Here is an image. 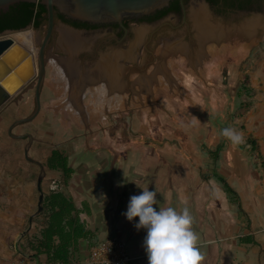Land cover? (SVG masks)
<instances>
[{"label":"crops","instance_id":"obj_1","mask_svg":"<svg viewBox=\"0 0 264 264\" xmlns=\"http://www.w3.org/2000/svg\"><path fill=\"white\" fill-rule=\"evenodd\" d=\"M253 89L245 112L236 103L208 102L201 90L185 98L184 104H166L153 94L150 103L109 122L95 118L91 104L90 109L80 107L77 123L83 133L72 134L70 123L62 118L64 130L58 132L50 152L57 149L66 155L72 173L65 178L61 171L44 168L41 190L44 198L57 184L89 232L70 249L69 260L83 261L94 244L117 238L125 244L129 264H148L142 248L145 233L133 226L138 218L129 222L122 215L130 196L148 186L157 191L159 207L190 210L202 264H264V85ZM219 93L229 99L236 88ZM226 127L241 132L243 143L233 145L224 138L221 131ZM18 129L14 135L24 134ZM66 131L71 135L65 136ZM50 152L45 158L31 157L45 166ZM33 172L31 167L6 169L14 183L7 182L8 187L3 183L0 190L7 189L15 205L29 210L30 216L15 238L14 251L6 247L0 232V264L48 262L46 255L37 257L28 246L44 226L42 212L33 216L31 209L37 208L39 197ZM7 223L23 225L22 220Z\"/></svg>","mask_w":264,"mask_h":264},{"label":"rangeland","instance_id":"obj_2","mask_svg":"<svg viewBox=\"0 0 264 264\" xmlns=\"http://www.w3.org/2000/svg\"><path fill=\"white\" fill-rule=\"evenodd\" d=\"M195 0H191L189 4L187 5V16H188V24L190 25V29L192 31L193 29V22L190 18V10L193 6V2ZM203 3V2H202ZM204 4V3H203ZM262 17L261 15H254L249 18L245 17L244 20H239L237 22L238 24L243 23L244 21L253 19V18ZM263 18V17H262ZM165 22L164 25H162ZM160 27L158 28V24L155 25H148L146 26L148 28V34L152 36V41L148 43V51L143 49L142 47H138V55L135 59V62L133 63H124L125 65V81L127 83L126 87V101L125 103H122L120 105V108L117 110H103L102 113H100L101 116H103L107 122H109L110 119L114 118V116H123L124 114H131L134 110L138 109L142 105L146 103H150L153 98V94L155 96L156 100H160L161 102H168V103H185V98L192 96L193 92L201 91L203 90V94H207L208 96L206 100L208 102H225L226 104L229 102L236 103L238 106L242 102L250 101L253 88L255 90H258L263 87L264 85V37L261 36V33L263 35L264 30H261L258 35V39L254 44L249 45V53L246 56L243 67L241 69V72L239 74V83L236 87V93L232 95V98H220L219 90L220 88L218 86H215L214 84L216 80H207L205 77H203L202 72L197 71V74H201V78H198L192 74L188 70V61L184 59L182 56H180V53H169L163 58L165 59L163 62L166 65H169L172 74L177 78V84H178V91L173 92L169 87L167 86H161L158 85L157 82H152L151 84V92L147 97L144 96V98H141V100H137V95L139 92L137 90H134L132 87V83L138 80L142 75H152V73L155 71V68L157 65H159L160 57H161V51H162V43L163 40L168 39L169 37L174 39H181L185 40L187 36V31L184 27H177V29L173 30L172 28H169V24L176 26L178 23L176 19H172L171 16H168L162 21ZM219 23H222L220 21H217ZM225 25V23H222ZM228 26V25H225ZM231 26V25H229ZM235 25H233L234 27ZM57 28L58 25H56ZM140 27V26H139ZM192 27V28H191ZM232 27V26H231ZM32 31L38 36V43L36 44V50L39 48V43L42 41L45 31H46V23L41 25L38 29H34L32 27H29L27 29H24L22 31ZM190 31V32H191ZM38 33V34H37ZM8 33H5L3 35H6ZM175 35V36H174ZM193 35V34H192ZM237 35V34H236ZM235 35L230 36L229 40H232ZM57 30L54 33V38L52 39V43L50 45L49 51L53 49V51H59L57 48ZM176 39V40H177ZM240 39V38H239ZM134 41V32L130 35V37L126 40L124 43L125 47H114L111 45L106 46L104 50H98V55L95 61L99 60V57L101 58V55H104L110 48L115 49H127L131 43ZM240 41V42H239ZM238 42H234V45L237 46V50L240 54H242V40H239ZM172 42V41H171ZM226 45H228L226 43ZM142 46V45H140ZM227 47V46H226ZM228 48V47H227ZM61 52V51H60ZM211 53V52H210ZM66 55V54H65ZM162 58V59H163ZM209 58V57H208ZM50 60V59H49ZM95 61L93 63H95ZM92 63V65H93ZM91 65V66H92ZM89 66V67H91ZM57 79V75L55 74V69L52 66L51 63H49V66L46 70L45 80H44V86L41 91V110L38 114V116L34 119V121L22 125L16 126L13 130H20L18 128H22L21 132L23 133H31L32 136L37 140L36 144H32L33 146L29 150V157L36 155V157L45 158L46 154L50 152L51 147L53 146L54 139H57L56 136L58 135V132L62 134V130H64L61 125L62 118L67 122L70 123L71 129L73 128L72 134H78L83 133L84 131L82 128L78 126V119L81 114L76 115L72 111L68 110H60L64 109L62 106H57V104L60 103L59 96V90L56 87L55 80ZM32 83V82H30ZM29 83V84H30ZM29 84L20 92L18 95L12 97V99L4 105L2 108H0V186H3V183L5 185L8 184L7 182H10L11 184L14 183L13 180H10V176H6L5 172L7 168H10L12 166H20L22 168H33V183L36 184L38 174H39V168L38 166L29 163L25 160L23 156V149L24 146L27 144V139L24 140H17L10 138L7 134V129L9 125L19 119L26 116L31 115L34 112L35 109V102H34V88L30 87ZM211 86H210V85ZM29 86V87H28ZM150 88V89H151ZM208 88H210L208 90ZM133 89V90H132ZM247 90H250L247 92ZM137 91V92H136ZM130 92V93H129ZM132 92V93H131ZM58 93V94H57ZM137 93V94H136ZM136 94V95H135ZM140 94V93H139ZM142 94V93H141ZM151 94V95H150ZM243 98H242V97ZM264 98V94L262 95ZM67 100L69 98V94L66 92L64 96H61V99ZM224 98V97H223ZM62 99V100H63ZM93 97L89 94H86L82 99L80 100V105L86 109L93 108L90 106L93 102ZM143 103V104H142ZM166 103V104H168ZM80 106V107H81ZM22 107V109H21ZM50 107V108H48ZM176 107V106H175ZM49 109V110H47ZM60 112H58V110ZM240 109V108H239ZM62 111V112H61ZM241 111V110H240ZM42 116V120H40V116ZM77 118L74 121V116ZM40 117V118H39ZM128 118V117H127ZM106 122V121H105ZM107 124V123H106ZM105 124V125H106ZM95 129V128H94ZM12 130V133L14 132ZM65 136L71 135L68 131L65 132ZM259 167H261L259 165ZM262 168V167H261ZM29 170V169H28ZM45 180V178L42 179V181ZM47 186H49L48 183L50 181L46 180ZM37 194V193H36ZM0 232L2 234L3 241L6 243V247L8 249L14 251V241L17 235H19V232L24 230L27 226V221L29 215V210H23L21 208L22 206H16L15 202L8 194L7 189L0 190ZM32 212H36V206L34 205L32 208ZM12 219L14 223H19L21 220L23 222V225L20 226L15 224L14 226H9L7 223L8 220ZM18 227V228H15ZM15 233V234H14Z\"/></svg>","mask_w":264,"mask_h":264},{"label":"bare ground","instance_id":"obj_3","mask_svg":"<svg viewBox=\"0 0 264 264\" xmlns=\"http://www.w3.org/2000/svg\"><path fill=\"white\" fill-rule=\"evenodd\" d=\"M190 18L193 22L192 42L187 44L179 38H176L177 40L174 39L172 42L163 40L160 62L155 68V71L149 76L147 74L142 75L131 84L134 90L140 93H136L139 95L137 100H141L144 96L147 97L149 95L152 90L151 84L154 81L158 85L169 87L173 92L178 91L177 78L172 74L169 65L163 62L165 60L164 56L167 54H182L192 70L200 71L202 62L210 57V48L221 45L234 32L238 33V36L241 38H244L246 42L254 43L259 30L264 26V19L261 17L244 21L241 24H236L234 27L232 25L231 27L214 22L208 8L198 0L193 2L190 10ZM133 31L134 41L127 49L117 50L110 48L91 67H83L77 61L76 57L83 51L91 50L94 46L95 38L73 32L65 27L57 28V48L59 51L64 52L66 57L55 56L50 61L57 75L55 84L60 93L58 96L60 103L54 108L62 106L64 109L79 115V112L76 111L81 106L80 100L86 94H89L94 98L92 106L95 110H92V112L95 118L102 119L103 116L100 113L105 109H119L120 105L125 103L127 96L126 87L128 85L125 81L124 63L135 62L138 55V47L143 44L148 34V28L146 26H140ZM5 39H10L13 45L17 44L23 51L30 55L33 67L34 69L36 68L34 63H36L35 58L38 52L36 50V44L39 39L34 32L27 30L0 35V40ZM20 56L21 53L19 51H14L9 62H16ZM25 67L26 65L18 70L20 75L25 74ZM12 81L10 80L9 82L11 83ZM20 90L21 88L16 91L14 96L18 95ZM66 92L69 94V98L62 100L61 96H64Z\"/></svg>","mask_w":264,"mask_h":264},{"label":"water","instance_id":"obj_4","mask_svg":"<svg viewBox=\"0 0 264 264\" xmlns=\"http://www.w3.org/2000/svg\"><path fill=\"white\" fill-rule=\"evenodd\" d=\"M173 0H0V10L6 12L11 6L19 3L36 4L39 3L46 10V31L42 41L39 43L36 55L35 69L33 67L32 58L23 51L17 44L13 45L10 39L0 40V108L6 105L16 91L20 88V92L35 78L36 85L34 88V112L25 118L15 120L7 129L10 138L17 140L27 139L24 146L23 155L26 161L38 166L40 174L37 178V190L39 192L37 210L33 216H38L42 212L43 193L41 190V182L45 176L43 164L29 157V150L34 142V137L30 133L14 135L12 130L22 124L30 123L38 116L41 110V91L43 88L46 69H45V52L51 41L57 27L55 26V11H58L66 20L89 23L92 25L117 24L124 31V39L129 38V33H133L134 29L139 26H148L139 24L133 26L129 31L124 27L125 19L139 20L143 17L151 16L158 11H162L169 7ZM204 3V1H202ZM207 7V5L204 3ZM183 14L186 15L187 7L181 2ZM32 27L28 26L27 28ZM58 27H65L74 31L66 25L58 24ZM26 28V29H27ZM17 31H4L0 35ZM38 34V33H37ZM21 53L20 58L16 62H9L14 51ZM138 53V52H137ZM26 65L25 74L20 75L18 70ZM13 80L14 83L9 81ZM23 87V88H22ZM16 96V95H15ZM32 217L29 218L31 224ZM35 257V256H33Z\"/></svg>","mask_w":264,"mask_h":264},{"label":"flooded vegetation","instance_id":"obj_5","mask_svg":"<svg viewBox=\"0 0 264 264\" xmlns=\"http://www.w3.org/2000/svg\"><path fill=\"white\" fill-rule=\"evenodd\" d=\"M190 1L191 0H173L171 3H173L177 7V9L175 11L169 12L163 18L156 19V16L158 14V12H156L151 16L143 17L139 20L125 19L123 21V25L129 31L132 29L133 26H138L139 24H146V25L158 24L159 25L158 28H159L160 25L163 23L162 21L168 16H171V18L176 19L178 23L176 24V26L169 24L168 27L172 28L173 30L177 29V27H184L187 31V36L183 42L189 44L193 40V35L190 29V25L187 22L188 13L186 12V15L183 14L181 2L187 7ZM198 1L201 2L204 1V3L207 5V8L214 22L220 21L228 26L236 25L239 20L242 19L244 20L245 17L249 18L254 15L255 16L261 15L263 17L261 18L264 19V0H198ZM171 3L169 5V8L172 6ZM6 12L0 10V16ZM54 18H55V26L58 24L66 25L72 28L74 30L73 32L81 33L84 36H89V37L92 36L93 38H95L94 39L95 43L93 48L89 51H83L76 57L77 61L83 67L91 66L92 63L97 58L98 50H104L108 45L114 47H120V48L125 47L124 43L126 42L127 39L126 40L124 39V31L117 24L92 25L89 23H82L78 21H69L66 20L65 17L62 16L58 11H55ZM44 23L47 24L46 17L44 18L42 25ZM164 24L165 22L162 25ZM261 30H264V26L259 30V32ZM234 33L230 35V36L235 35L232 40L227 39L221 45L210 48V52H211L210 57L202 62L201 70L199 71L202 72L203 77H205L207 80H211V81L216 80L214 81L215 82L214 84L217 83L215 86H218L220 90L223 89L224 91H228V92L234 91L235 88L237 87L239 83L238 82L239 74L243 67V62L246 56L248 55L249 50H251L249 49L250 47L248 46L254 44V43L246 42L244 38L238 36V33L236 32ZM131 34L132 33H129V37ZM258 35L256 40L258 39ZM261 36L264 37V32L263 35L261 33ZM53 38L54 35L51 38V41L48 44V47L45 52L46 70L47 67L49 66L50 61H52V59L55 56L62 58L66 57L64 52H60V51L55 52L53 51V49L49 51ZM165 40L173 41V39L170 37ZM239 40H242L241 41L242 54L239 53V51L237 50V46L234 45V42H238ZM150 41H152L151 34L146 36L142 46H139V48L142 47V50L145 49L148 51V43H150ZM226 43L228 45H226ZM179 55L182 56L184 59H186L182 54ZM188 70L192 72V74L194 73L193 74L194 76L201 78L200 76L201 74H197V71L192 70L190 67L188 68ZM35 85H36V80L34 78L32 80V83L29 84V86L35 88Z\"/></svg>","mask_w":264,"mask_h":264},{"label":"trees","instance_id":"obj_6","mask_svg":"<svg viewBox=\"0 0 264 264\" xmlns=\"http://www.w3.org/2000/svg\"><path fill=\"white\" fill-rule=\"evenodd\" d=\"M171 5L170 8L158 11L156 19L163 18L169 12L177 9L173 3ZM45 17L46 10L39 3L16 4L0 16V33L7 30L22 31L28 26L38 29ZM249 91L247 90V92ZM250 106L251 102L247 101L242 102L239 108L245 112ZM248 141H250L249 138ZM255 147V143H252V148ZM44 168L61 171L65 178H68L72 173L66 155L57 149L50 152ZM225 187L230 191L226 184ZM42 207L43 211L40 216L43 215L44 226L41 228L39 236L33 237L28 246L37 257L43 254L46 255L48 262L68 261L71 256L70 249L77 244L78 240L86 239L89 232L80 222L72 201L60 192L57 184L54 185L48 195L44 196Z\"/></svg>","mask_w":264,"mask_h":264},{"label":"clouds","instance_id":"obj_7","mask_svg":"<svg viewBox=\"0 0 264 264\" xmlns=\"http://www.w3.org/2000/svg\"><path fill=\"white\" fill-rule=\"evenodd\" d=\"M221 135L233 145L244 141L243 134L231 127L222 129ZM140 189V194L130 196L122 215L129 222L138 218L133 226L145 233L142 248L148 264H202L204 255L198 245L199 236L193 230L190 210L159 207L157 191L148 186Z\"/></svg>","mask_w":264,"mask_h":264},{"label":"built area","instance_id":"obj_8","mask_svg":"<svg viewBox=\"0 0 264 264\" xmlns=\"http://www.w3.org/2000/svg\"><path fill=\"white\" fill-rule=\"evenodd\" d=\"M129 261L125 244L117 238H109L94 244L83 261L68 260L43 264H129Z\"/></svg>","mask_w":264,"mask_h":264}]
</instances>
